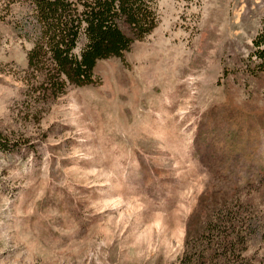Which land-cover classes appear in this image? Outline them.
<instances>
[{
	"label": "rangeland",
	"instance_id": "obj_1",
	"mask_svg": "<svg viewBox=\"0 0 264 264\" xmlns=\"http://www.w3.org/2000/svg\"><path fill=\"white\" fill-rule=\"evenodd\" d=\"M28 4L0 0V264H176L219 201L264 264V0H154L152 32L64 91L29 66Z\"/></svg>",
	"mask_w": 264,
	"mask_h": 264
},
{
	"label": "trees",
	"instance_id": "obj_2",
	"mask_svg": "<svg viewBox=\"0 0 264 264\" xmlns=\"http://www.w3.org/2000/svg\"><path fill=\"white\" fill-rule=\"evenodd\" d=\"M26 1L38 31L28 63L49 64L46 83L56 91H64L67 82L77 86L93 82L99 60L122 57L157 24L154 0ZM82 37L85 44L76 52ZM254 44L258 48L264 45V27ZM257 52L264 55V49ZM217 203L202 202L191 214L185 250L176 264H260L255 256L247 254L245 245L259 233L257 221L246 223L240 208L224 201Z\"/></svg>",
	"mask_w": 264,
	"mask_h": 264
}]
</instances>
